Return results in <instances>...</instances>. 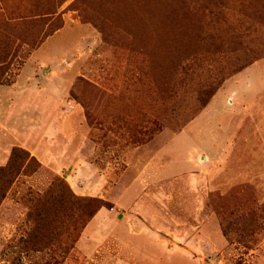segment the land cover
<instances>
[{
    "label": "rangeland",
    "instance_id": "374dc122",
    "mask_svg": "<svg viewBox=\"0 0 264 264\" xmlns=\"http://www.w3.org/2000/svg\"><path fill=\"white\" fill-rule=\"evenodd\" d=\"M0 125V264H264V0H0Z\"/></svg>",
    "mask_w": 264,
    "mask_h": 264
},
{
    "label": "trees",
    "instance_id": "16d2710c",
    "mask_svg": "<svg viewBox=\"0 0 264 264\" xmlns=\"http://www.w3.org/2000/svg\"><path fill=\"white\" fill-rule=\"evenodd\" d=\"M28 158V153L21 149L14 148L10 154L8 164L4 167H0V203L4 200L5 194L8 192L15 178L20 174ZM30 160L34 161L33 159ZM103 206L110 207L109 204H100L93 210V213L97 212V210Z\"/></svg>",
    "mask_w": 264,
    "mask_h": 264
},
{
    "label": "crops",
    "instance_id": "0c3cea01",
    "mask_svg": "<svg viewBox=\"0 0 264 264\" xmlns=\"http://www.w3.org/2000/svg\"><path fill=\"white\" fill-rule=\"evenodd\" d=\"M252 66V65H251ZM247 69V68H246ZM49 82V80L47 81V83ZM37 91H45V87H41V88H38V86H33ZM32 87H30L31 89ZM45 88V89H44ZM29 89V88H28ZM27 90V89H26ZM25 91V90H24ZM22 92V90H21ZM0 130L5 132V128L4 127H1L0 125ZM12 142H16L20 147H22L23 149H26L31 156H39L40 155V151H39V144H35L34 146L32 147H28V146H25L21 143H19L16 139H12ZM13 144V143H12ZM10 151H11V145H8V147L5 148V150L1 149L0 147V167L4 166L7 161H8V158H9V154H10ZM220 172V170L218 171Z\"/></svg>",
    "mask_w": 264,
    "mask_h": 264
}]
</instances>
